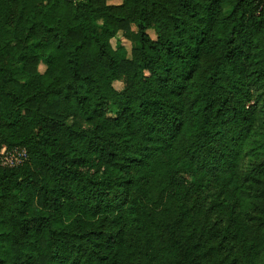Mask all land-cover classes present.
<instances>
[{
	"label": "trees",
	"instance_id": "16d2710c",
	"mask_svg": "<svg viewBox=\"0 0 264 264\" xmlns=\"http://www.w3.org/2000/svg\"><path fill=\"white\" fill-rule=\"evenodd\" d=\"M3 145L0 264H264V0H0Z\"/></svg>",
	"mask_w": 264,
	"mask_h": 264
},
{
	"label": "built area",
	"instance_id": "2783aa9c",
	"mask_svg": "<svg viewBox=\"0 0 264 264\" xmlns=\"http://www.w3.org/2000/svg\"><path fill=\"white\" fill-rule=\"evenodd\" d=\"M27 157V151L24 147L14 146L6 147L5 145L0 147V163L7 165H15L22 162Z\"/></svg>",
	"mask_w": 264,
	"mask_h": 264
},
{
	"label": "rangeland",
	"instance_id": "374dc122",
	"mask_svg": "<svg viewBox=\"0 0 264 264\" xmlns=\"http://www.w3.org/2000/svg\"><path fill=\"white\" fill-rule=\"evenodd\" d=\"M115 1H118V0H115ZM229 9H230V6H228V5H225L224 6V10L225 11H228ZM150 33H151L152 36H155V33L152 30H150ZM119 37H120L121 43H123L125 45V47L129 48L130 45H131V42H130V40L128 38H126V37L123 36V34L121 33V31L118 32L117 36H113L110 39L112 45L117 46V44H118L117 38H119ZM39 68H40V70H43L44 64L43 63H40ZM115 85L117 87H119L121 85V82L119 80H117V81H115Z\"/></svg>",
	"mask_w": 264,
	"mask_h": 264
}]
</instances>
